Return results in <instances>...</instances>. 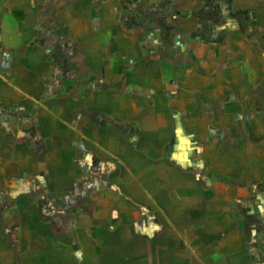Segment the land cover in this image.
I'll return each instance as SVG.
<instances>
[{
	"label": "crops",
	"instance_id": "crops-1",
	"mask_svg": "<svg viewBox=\"0 0 264 264\" xmlns=\"http://www.w3.org/2000/svg\"><path fill=\"white\" fill-rule=\"evenodd\" d=\"M246 82L264 93V0H0L1 165L54 193L93 182L85 252L264 264L263 209L214 179L233 152L191 105Z\"/></svg>",
	"mask_w": 264,
	"mask_h": 264
},
{
	"label": "rangeland",
	"instance_id": "rangeland-1",
	"mask_svg": "<svg viewBox=\"0 0 264 264\" xmlns=\"http://www.w3.org/2000/svg\"><path fill=\"white\" fill-rule=\"evenodd\" d=\"M183 65L187 68L189 62L185 61ZM243 84L242 94H236L234 90L218 92L217 99L204 104L203 101L202 108L198 101L191 105L194 110L199 107V110L208 112L212 121L216 120V128L210 126L209 133L216 135L217 144H222L223 149L227 143L233 152L231 167L228 157L219 151L214 179L225 180L227 185L232 183L234 190L228 195L249 197V207H260L264 213V93L256 89L249 92L252 82ZM243 100L244 103L240 104ZM226 111L238 119L236 132L220 125V116ZM229 132H232L230 137ZM14 160L16 157L11 158V162ZM7 167L6 161L1 165L0 160V264H133L129 263L127 252H95L94 240H100L95 236L90 237L92 244L88 252L79 244L76 232L82 226L80 217L91 214L88 200L96 193L92 181L86 182L89 185L85 186L77 183V189L64 187L54 193L47 187V177L35 184L23 182L22 177L16 182L17 173L11 172L10 166L9 172ZM27 177L32 178L29 174L24 178ZM118 219L110 218L115 225ZM55 243L60 247L74 246L73 253L56 255L51 251Z\"/></svg>",
	"mask_w": 264,
	"mask_h": 264
},
{
	"label": "trees",
	"instance_id": "trees-1",
	"mask_svg": "<svg viewBox=\"0 0 264 264\" xmlns=\"http://www.w3.org/2000/svg\"><path fill=\"white\" fill-rule=\"evenodd\" d=\"M62 254H65V255H67L68 253H62ZM57 255H58V256H61V255H60V253H59V254H57Z\"/></svg>",
	"mask_w": 264,
	"mask_h": 264
}]
</instances>
